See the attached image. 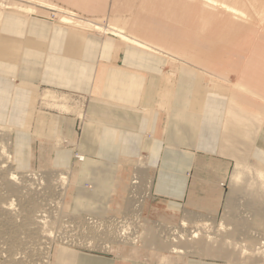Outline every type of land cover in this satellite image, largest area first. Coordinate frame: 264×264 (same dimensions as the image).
<instances>
[{
  "label": "crops",
  "instance_id": "1",
  "mask_svg": "<svg viewBox=\"0 0 264 264\" xmlns=\"http://www.w3.org/2000/svg\"><path fill=\"white\" fill-rule=\"evenodd\" d=\"M161 2L166 11L160 13L164 21L158 26L164 22L175 25L162 30L168 34L166 40L178 39L171 34L178 37L180 32L189 33L190 28L184 26L189 20L197 23L198 34H204L206 40L210 37L205 33V22L209 19L203 18L202 30L198 15L187 11L184 15L189 9L185 4L190 3L184 0ZM3 3L0 6V129L8 132L11 162L12 130L13 157L22 170L33 166L37 159H34L33 146L37 141L35 135L41 134L39 130L36 132L37 128H45L42 135L53 139L76 141L77 152L84 159L81 163L75 161L72 149L51 145L46 146L45 152L49 150V155L42 159L57 169L77 170L69 189L70 210L75 214L107 215L113 208L111 202L121 168L139 160L144 153L149 165L159 169L157 193L174 200L184 199L188 174L197 162L202 158L219 157L234 135L242 137L243 154L248 159H252V154L256 165L264 169V113L249 114L246 107L239 112L242 97L264 98V92L247 84L248 73L246 82L239 83L238 91H231L233 96L229 99L224 95L228 88L218 80L212 83L215 91L204 93L202 90L198 95L189 74L169 79L166 56L154 51L149 44L153 42L149 38L157 39L153 36L155 29L148 31L147 39L143 36L146 41L135 34L128 37L129 41L119 40L4 9ZM150 14L156 16L157 13ZM185 38L193 40L191 36ZM131 41H138L147 49ZM165 43L158 45L164 48L172 42ZM254 46L250 55L258 45ZM215 49L209 42L204 52L214 58L217 57ZM41 91L45 92L40 95ZM72 95L82 96L86 101L88 117L79 136L76 119L67 114L75 110L80 113L78 103L70 105ZM40 101L60 113L36 111ZM48 139L54 145L57 138ZM250 165L243 157L237 159L236 167ZM135 177L131 181L138 180ZM57 259L62 264L142 263L122 257H78L76 251L66 247L57 254ZM188 264L226 263L193 258Z\"/></svg>",
  "mask_w": 264,
  "mask_h": 264
},
{
  "label": "rangeland",
  "instance_id": "2",
  "mask_svg": "<svg viewBox=\"0 0 264 264\" xmlns=\"http://www.w3.org/2000/svg\"><path fill=\"white\" fill-rule=\"evenodd\" d=\"M143 1L144 0H32V2H26L21 0H0V6L4 2V9V5L14 6L16 8L12 9V11L22 13L26 16L40 17L51 21L55 25L81 29L102 36L114 37L119 40L122 39L119 38L117 34L124 35L127 38H131V35L135 34L140 40L146 41L148 36H150L148 31L155 29L156 32H154L153 36H156L157 39H152L153 37L149 38V41L154 42L156 40L154 43L152 42L149 44L154 51L157 50V52L166 56V72L171 75L169 79L176 80L180 74H189L195 81V88L198 95L199 91L202 92V90H204V93L215 91L212 88V83L214 80H218L228 88L227 93L224 95L229 99L233 96L231 91H238L237 85L245 81L248 73V79L246 80L247 84L256 91L264 92V13L262 12L261 5L255 4L250 0H239V2L241 1V5L237 7L242 9V14L244 15L241 16L227 12L222 6H214V3H208L206 0H184L185 2L193 4L195 9H200L201 14H203L199 16L202 30L203 18H205V21L209 19L208 22H205V33L210 36L207 42L204 34L197 33V23L192 24L191 20H189L190 22H188V24L185 23L184 25L190 28L189 33L180 32L178 37L175 34H171L178 39L171 38L170 40H166L165 38L168 34L162 30L167 29L166 27L173 28L175 25H171L172 23L168 25L164 22V25L158 26V23L163 20H161L160 13L166 11V7H164L162 4L163 2H161L162 0H154L156 3L150 0L145 3ZM40 2L44 3L40 4ZM263 4L262 2V5ZM21 5L34 8L35 12L23 11L20 9ZM153 12L157 13L156 16L150 14ZM178 14L180 15V13ZM186 14L187 12H185L184 15L186 16ZM220 16H225L226 19L229 18V20L222 21ZM65 18L67 19L66 21H64ZM80 21L85 23L89 22V25L83 23L79 24ZM93 23L99 24L102 30L93 27ZM143 36L146 39H143ZM185 36H191L193 38L192 42L191 39H186ZM165 41H171L172 43L164 48H160L158 44H166ZM183 41L184 47L181 49L180 46H182ZM209 42L210 45H215L217 57L212 58L204 52V49L209 47ZM255 44L258 46L254 53L250 55ZM191 45H193L194 49ZM261 46L263 48L261 50L258 49ZM209 51L211 52L212 50L210 49ZM247 57H249L248 60ZM44 92L45 91H41L39 94L42 95ZM249 94L251 98V93ZM76 97L78 96L76 95ZM80 98L83 103H86L82 96L76 99L79 100ZM259 99L260 100L254 98V100H251L242 97V99H239V106L241 107L239 112L241 111L242 113L243 108L246 107L249 110V114L264 113V98L261 99V97H259ZM73 102L74 101H72L70 105L73 106L76 104ZM85 103L80 108V112L81 109L84 110L81 114L76 110L67 113L73 115L76 119V131L78 136L88 117L85 112ZM54 110L55 111L44 103L41 104V101L37 103L36 111L60 113L56 111L58 110L57 108ZM84 113L86 118L81 117ZM36 114L39 117L41 116V114L37 112ZM245 114H247L246 111ZM32 130L33 128L31 131ZM38 130L41 134H39V136L35 135L37 141L33 143L35 149L34 159H36V157L37 159L30 168L22 170L15 164L13 157V130L11 133L13 142L11 149L12 162L10 159L9 165L7 164L9 167L6 169L1 167V165L5 164V158L1 156L0 153V264H34V262H39L36 261L37 259L39 260V258H43L47 264L48 262L49 264H62L57 259V254L62 251L64 247L76 251L78 257H103L104 259L122 257L124 259L142 262L141 264H188L189 259L193 258L201 261H222L226 264L246 263L243 261L229 263L226 259L207 257L201 253L203 244L201 243L202 241L200 242L201 244L198 243V239H193L192 242L188 243L182 241L183 244L180 243L176 247L186 250L187 252L185 254L177 253L171 249L153 243L151 244V242H149L150 237L148 240L149 243L147 241L141 242V240H136L135 243L130 241L122 244L119 242V244L117 242L118 238H116L115 235L116 228L127 225V227H129L128 233L131 232V236L137 231V233L134 234V238L135 236L139 237L141 235L142 227H146L152 231L155 230V240L157 243H161L160 240H162V238L160 235L161 232H165V229H167L169 233H174L175 236L173 237H178L179 234H185L187 235L186 239H191L193 235L192 232L198 231L201 237L205 234L207 237H216L215 233L219 234L220 236L216 238H218L220 243L228 241L236 246H241L243 243H246L252 247L259 243H264V187L260 185L257 186L256 183L253 182L252 175V173L258 175L256 170L264 172V169L256 165V161L253 160L252 154V159H248V157L243 154L245 152V147L242 137H236L234 135L232 142L221 151L219 157L202 158L197 162L194 170L188 174L184 199L174 200L171 199V197L157 193L155 187L159 169H155L149 165L147 153H144L137 161L126 163L123 168H121L119 178L116 179L117 182L111 202V205L113 203V208L111 207L112 210L103 217H97L105 223L107 221L106 224H110L111 226L107 225L105 228L102 227L104 232L100 230V233L93 235L86 221L87 217L93 216L75 214L70 210L69 201L71 198L69 197V191L71 190L69 189L74 179V173H76L77 170L57 169L48 165L45 160H42L49 155V150L45 152L47 149L46 146L51 145L58 149H72L75 161L81 163L84 159L83 157L81 158V155L77 152L76 144L74 143L76 141L71 142L64 137V139L54 137V139L57 138V142H54V146L52 143L48 142V138L53 139V137L46 134L42 135V131L44 133L45 128L39 127L36 129V132ZM5 143L9 145L8 132L5 129H0V146ZM8 154L10 155L9 146ZM241 157L250 163L251 167L245 166L249 171V175L243 177L235 184L232 182V173L235 170L237 159ZM62 173L65 174L67 178L62 204H60L59 207L57 206L58 208L56 206H52L51 208L45 206V211L48 213L50 210H58L56 213L49 215L50 223L48 225H39L36 220H40L41 217H43V213L40 216L38 212L44 209V204L49 200L45 194V189L41 190L38 194H36L37 192L35 191L32 193L30 191L28 192L26 189V194L23 182L20 185L18 183L19 180L16 184L14 181H9V178L12 174H15L18 176V179L26 175L28 177L23 179L31 180L33 179V176L30 179L31 174H38L49 178L53 176V179H51L56 183V180L60 179V175L63 176ZM133 177L138 180L131 181ZM54 187L56 189V186H50L47 191L50 195L54 194V196H58L59 192L57 189L54 190ZM136 187L137 191H135L138 194L134 191ZM42 195L46 197L43 198ZM14 200L16 201L14 208L12 210H9L10 208L5 209V207ZM16 207L17 209H15ZM47 209L49 211H47ZM52 211H50V213ZM191 213L193 215L188 217ZM64 214L67 215L65 216ZM62 215L65 216V218H62ZM54 218H56V221ZM67 219L68 221L65 223L64 220ZM79 219L83 220L80 221ZM185 219L186 221L182 224ZM71 221L73 223H71ZM76 221H78V223ZM58 222H60V224ZM68 222L70 223L68 224ZM64 223L65 225L63 226ZM120 223L122 225H120ZM136 223L138 225H136ZM222 224L229 227V229L226 231L222 230ZM50 225H52L54 230L50 229ZM57 225H59V228ZM66 226H68L66 230L71 228L67 232L64 231ZM73 226L76 229L73 228ZM86 226L87 230H84ZM60 228L63 234H60ZM57 230H59V233ZM70 232L73 233L71 234ZM64 234H67V237L64 236ZM61 237H63V240ZM68 237L72 240H69ZM42 241L48 242L42 243L41 245L37 244ZM249 245L248 247H250ZM46 246L49 247L50 252L48 249L44 250ZM257 247L259 248L258 245ZM154 248L162 249L165 252ZM41 252L46 254H42ZM246 264L259 263L255 260V262L250 261V263L248 262Z\"/></svg>",
  "mask_w": 264,
  "mask_h": 264
},
{
  "label": "bare ground",
  "instance_id": "3",
  "mask_svg": "<svg viewBox=\"0 0 264 264\" xmlns=\"http://www.w3.org/2000/svg\"><path fill=\"white\" fill-rule=\"evenodd\" d=\"M21 1H26V2H32V0H21ZM208 3H214L213 5L215 6V5H218V6H222L223 8H224V10H226L227 12H230V13H232V14H237V15H241V16H244L243 14H242V9L241 8H238L237 6H240L241 5V1L239 2V0H206ZM251 2H254L255 4H258V5H261L262 6V12L264 13V4L262 5V2L264 3V0H250ZM44 3V2H43ZM43 3H41L40 2V4H43ZM187 3H189V2H187ZM185 5H187L188 7L187 8H189L188 10H185V12L187 11L188 13H192V14H194V15H198V16H202L203 14H201V11H200V9H195V7H194V5L193 4H185ZM4 7H5V9H14V8H16V7H14V6H10V5H4ZM21 10H25V11H27V12H35V9L34 8H29L28 6H25V5H21V8H20ZM77 17V16H76ZM221 18H222V21H225V20H229V18H227L226 19V17L225 16H220ZM77 18H79V17H77ZM67 19L65 18V20L64 21H66ZM86 24V25H89V22H82V21H80L79 22V24ZM88 23V24H87ZM93 27H95L96 29H99V30H102V28L100 27V25L99 24H97V23H93V25H92ZM104 29V28H103ZM118 35V37L119 38H123L124 40H127V41H129L130 39L129 38H127L126 36H124V35H121V34H117ZM132 42V41H131ZM133 44L134 45H136V46H138V47H142V48H145V49H147L146 48V46H144V45H142L141 43H139L138 41H133ZM72 97L73 98H75V99H73L72 98V100L74 101L73 103H78L79 104V106L80 107H82L83 105H84V103L81 101V98L79 99V100H77L76 98H79V96L78 97H76V95H72ZM82 112H84V110H82L81 109V112H80V114L82 113ZM81 117H85L86 118V115H85V113L83 114V115H81ZM84 118V119H85ZM87 120V119H86ZM85 122V121H84ZM0 153H1V156H4V158H5V164L4 165H1V167L2 168H4V169H6V168H8L9 166V163H10V155L8 154V145H7V143H5V144H1V146H0ZM82 158V157H81ZM8 164V165H7ZM0 167V168H1ZM257 173H258V175L257 174H255V173H252V175H253V182L254 183H256V185L258 186V185H260L261 187H264V175L262 174V173H260V172H258L257 171ZM247 175H249V171H248V169H246L245 168V166H237L236 168H235V170H234V172H233V174H232V182H234L235 184L236 183H238L243 177H245V176H247ZM33 176V179H31V177ZM52 176V175H51ZM61 177H60V179H59V177H58V179L59 180H56L57 182L55 183L52 179V177H47V176H42V175H35V174H31L30 175V179L31 180H29V179H23V178H27L28 176H22L21 177V179H18V176L17 175H15V174H12L11 175V177L9 178V181H14L15 183L16 182H18L19 180V184L21 185V183L23 182V184H24V188H25V193L27 194V190H28V192L30 191L31 193L33 192V191H35V192H37L36 194H38V193H40L41 192V190H44L45 191V194H46V196L49 198V200H47V202L44 204V209H41L38 213L40 214V216H41V214L43 213V217H41V219L40 220H36L37 221V223L40 225H48L49 223H50V220H49V215H51L52 213H56L57 212V210L56 211H52V210H50L49 208H51L52 206H58L59 207V205L60 204H62V200H63V195H64V190H65V186H66V181H67V179H66V177H64V176H62V175H60ZM52 178V179H51ZM252 182V181H251ZM17 184V183H16ZM52 185H54V186H56V189H57V191L59 192L58 193V196H54V194L53 195H50V193L47 191L49 188H50V186H52ZM43 187H46V188H43ZM27 189V190H26ZM55 189V187H54V190H56ZM137 191V190H136ZM143 192V191H142ZM49 193V194H48ZM137 193V192H136ZM138 194V193H137ZM142 195V194H141ZM43 196V195H42ZM46 196H43V198H45ZM27 197V196H26ZM58 197V198H57ZM137 197V196H136ZM143 197V196H142ZM36 198H38V197H36ZM57 198V199H56ZM15 200L14 201H12L11 203H9V205H7L6 207H5V209H8V208H10L9 210H12L13 208H14V206H15ZM17 204V203H16ZM48 207L49 206V210L50 211H52L51 213H50V211L47 209V211H49V213L48 212H46L45 211V208L46 207ZM57 207V208H58ZM61 208H62V206H61ZM15 209H17V207L15 208ZM55 210V209H54ZM18 211V210H17ZM62 212V211H61ZM60 213V212H59ZM62 214V213H61ZM65 216L67 215V214H64ZM38 216V215H37ZM65 216H63L62 215V218H65ZM55 217H57V216H55ZM128 217H129V215H128ZM138 217V216H137ZM53 218V217H52ZM51 218V219H52ZM80 218V217H79ZM127 218V217H126ZM134 218V217H133ZM55 219V221H56V218H54ZM57 219H59L58 217H57ZM84 219V218H83ZM83 219H81V220H83ZM114 219V218H113ZM131 219V218H130ZM137 219V218H136ZM61 220V219H60ZM59 220V221H60ZM80 220V219H79ZM80 220V221H81ZM129 220V219H128ZM143 220V219H142ZM62 221V220H61ZM60 221V222H61ZM67 221H68V219L67 220H64V222L65 223H67ZM86 221H87V224L89 225V227H90V230H91V234H93V235H96V234H98V233H100L102 230H103V228L102 227H104L105 228V226H107L108 224H106L107 223V221H106V223L103 221V220H101V219H98L97 217H87L86 218ZM132 221V220H131ZM130 221V222H131ZM135 221V220H134ZM60 222H58L59 224H60ZM77 223H78V221H76ZM65 223L63 224V226L65 225ZM70 222H68V224H69ZM71 223H73L72 221H71ZM123 223V222H122ZM145 223V222H144ZM55 224H56V222H55ZM62 224V223H61ZM84 224H85V222H84ZM125 224V223H124ZM123 224V225H124ZM128 224V223H127ZM126 224V225H127ZM71 225V224H70ZM80 225V224H79ZM82 225H83V223H82ZM110 225V224H109ZM108 225V226H109ZM116 225V224H115ZM120 225H122L121 223H120ZM119 225V226H120ZM135 225V224H134ZM133 225V226H134ZM136 225H138L137 223H136ZM59 225H57V227H58ZM60 226H62V225H60ZM77 226V225H76ZM111 226V225H110ZM128 226V225H127ZM127 226H124V227H118V228H116V233H115V235H116V238H118V240H117V242L119 243H127V242H130V241H132L133 243H135L136 242V240H141V242H145V241H147L148 242V240H149V237H150V241L149 242H151V244L153 243V244H155V245H159V246H163V247H166L167 249H171V250H173V251H175V252H177V253H180V254H185L187 251L186 250H182L181 248H176L180 243H182V241H184V242H192L193 241V239H198V243H200L201 241V243L203 244V248L201 249V253H203L204 255H206L207 257H211V258H214V259H223V260H225L226 259V261H228L229 263H238V261H243V262H246V263H250V261H252V262H255V260L259 263V264H264V249H263V246H264V243L263 244H261V243H259V244H257L258 246H259V248L257 247V245H254V246H250L249 244H246V243H243V245H241V246H236V245H234V244H232V243H230V242H228V241H223V242H219V240H218V238H216V237H219L220 235L219 234H216L215 233V236L216 237H214V236H210V237H207L206 236V234L203 236L202 235V237H201V234H200V232H198V231H195V232H192V238L191 239H186L187 238V235H185V234H179L178 235V237H173V236H175V234L174 233H169V232H167V229H165V232H161V238H162V240H160L161 241V243H157L156 242V240H155V238H156V232H155V230L154 231H152V230H150V229H147L146 227H142V233H141V235L139 236V237H136L135 236V238H134V234L135 233H137V231H135V233L131 236L130 235V233H128V230H129V227H127ZM49 227H51L50 229L51 230H54V228L52 227V225H50ZM67 227L68 226H66V228L64 229V231H69L71 228H69L68 230H66L67 229ZM79 227V226H78ZM88 227V228H89ZM59 228V227H58ZM73 228H75L74 226H73ZM81 228V227H80ZM87 228V226L85 227V229L84 230H87L86 229ZM108 228V227H107ZM106 228V229H107ZM112 228V227H111ZM76 229V228H75ZM82 229V228H81ZM106 229H105V232H106ZM221 229L222 230H224V231H226V230H228L229 229V227H226L224 224H222L221 225ZM62 229L60 228V234L62 233L63 234V232L61 231ZM101 230V231H100ZM113 230V229H112ZM141 230V229H140ZM146 230V231H145ZM231 230V229H230ZM59 230H57V232H58ZM75 231V230H74ZM224 231H223V233H224ZM103 232H104V230H103ZM59 233V232H58ZM69 233V232H68ZM71 233V232H70ZM73 233V232H72ZM71 233V234H72ZM109 233V232H108ZM105 234V233H104ZM163 234V235H162ZM67 235V234H66ZM65 234H64V236H66ZM109 235V234H108ZM111 235V234H110ZM137 235V234H136ZM68 236H71V235H68ZM112 236V235H111ZM114 236V235H113ZM56 237V236H55ZM67 237V236H66ZM58 238V237H57ZM69 238V237H68ZM73 238V237H72ZM74 238H75V236H74ZM134 238V239H133ZM160 238V239H161ZM202 240H201V239ZM61 239L63 240V237H61ZM76 239V238H75ZM74 239V240H75ZM107 239V238H106ZM113 239V238H112ZM65 240V239H64ZM69 240H72V239H70L69 238ZM111 240V239H110ZM115 240V239H114ZM56 241V240H55ZM220 241H222V240H220ZM48 241H42L41 243H37L38 245H41L42 243H47ZM73 242V241H72ZM107 242H109V241H107ZM106 242V243H107ZM116 242V243H117ZM148 242V243H149ZM103 243V242H102ZM105 243V244H106ZM119 243V244H120ZM200 243V244H201ZM92 244V243H91ZM129 244V243H128ZM147 244V243H146ZM183 244V243H182ZM37 245V246H38ZM85 245H87V244H85ZM103 245V244H102ZM130 245V244H129ZM248 245L251 247H248ZM50 246V245H49ZM92 246V245H91ZM108 248V247H107ZM46 249H48L49 250V252H50V249H49V247L48 246H46L45 247V249L44 250H46ZM184 249V248H183ZM199 252V251H198ZM42 253V252H41ZM42 254H46V253H42ZM45 259H46V257H45ZM33 261H35V260H33ZM36 261H39V262H34V264H47V262L43 259V258H39V260L37 259ZM248 261V262H247ZM245 263V264H246ZM48 264H49V262H48Z\"/></svg>",
  "mask_w": 264,
  "mask_h": 264
}]
</instances>
